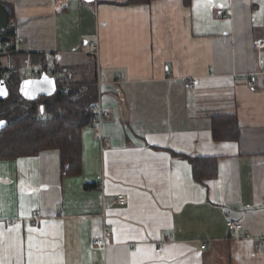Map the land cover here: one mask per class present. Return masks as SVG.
<instances>
[{
  "label": "crops",
  "instance_id": "crops-1",
  "mask_svg": "<svg viewBox=\"0 0 264 264\" xmlns=\"http://www.w3.org/2000/svg\"><path fill=\"white\" fill-rule=\"evenodd\" d=\"M0 2L23 38L8 56L0 37V82L40 77L43 55L86 82L94 57L110 116L102 141L82 130L78 175L57 150L0 161V264H264V0ZM232 116L239 139L215 141ZM181 156L217 159V177L197 183Z\"/></svg>",
  "mask_w": 264,
  "mask_h": 264
},
{
  "label": "trees",
  "instance_id": "trees-1",
  "mask_svg": "<svg viewBox=\"0 0 264 264\" xmlns=\"http://www.w3.org/2000/svg\"><path fill=\"white\" fill-rule=\"evenodd\" d=\"M126 5L150 4L156 0H125ZM193 0H184L190 5ZM10 18L14 20L12 5L3 3ZM3 43H13L14 32L9 27L0 35ZM38 65L41 75L48 73V66L55 65L53 55L39 57ZM69 77V68L58 67L57 72ZM6 82L10 96L0 101V123L7 125L0 129V161L18 160V158L37 156L48 150L60 152L63 176L78 175L82 171V130L91 126L98 96L97 78L83 82L65 78L58 80V92L53 97H40L27 101L20 94L22 76L17 68L9 74ZM71 77V76H70ZM44 107V114H41ZM213 138L215 141H237L241 134L235 116L217 117L213 121ZM191 163L194 180L203 184L205 180L215 179L218 175L217 159L210 157L181 156Z\"/></svg>",
  "mask_w": 264,
  "mask_h": 264
},
{
  "label": "built area",
  "instance_id": "built-area-1",
  "mask_svg": "<svg viewBox=\"0 0 264 264\" xmlns=\"http://www.w3.org/2000/svg\"><path fill=\"white\" fill-rule=\"evenodd\" d=\"M15 23H11L10 24V28L13 30L14 32V43L13 44H10V43H4L3 44V51H1L2 54H5V55H8V56H11L13 55L14 53H17L19 52V44L23 42V38H21L19 35H18V32H16V29H15ZM5 31L6 30H1L0 31V35L2 34H5ZM34 75H37L39 76V71L38 70H34L33 71ZM49 73L52 74V76L56 79L57 81V86H58V80L60 81H63V79L67 78V75L58 71L54 68V67H51L49 69ZM10 76H8L7 74L4 75L3 77V80H5L6 82L9 80ZM244 81L247 83L249 89L251 92H256L257 91V82H258V76L256 74H251V75H245L243 77ZM102 81H100V78L97 82V87H98V96H97V103L93 109V114H94V117H93V120H92V123H91V126L95 127L96 129H98L100 131V140L102 141L103 137H102V126H103V123L106 119H108L110 116H109V112L104 108V104H103V101H102ZM188 88L189 89H194L195 86H196V80L195 79H192L190 80L188 83ZM116 203L118 205H122V206H125L128 201L125 197V195L123 194H120L117 199H116ZM40 216V213L37 212L36 214V218H38ZM102 216L105 218V213H102ZM228 227H230L231 230H237V231H240V230H244V226L242 225L241 222H237V221H230L228 222ZM106 231V230H105ZM250 234L247 235L246 237L249 238ZM92 244L95 245V246H98V247H101L103 249L106 250V248H108L110 246V241L106 235V233H104V235L101 237V238H97V239H94L92 241ZM162 246L158 247V249L156 250V254L160 255L162 253Z\"/></svg>",
  "mask_w": 264,
  "mask_h": 264
},
{
  "label": "water",
  "instance_id": "water-1",
  "mask_svg": "<svg viewBox=\"0 0 264 264\" xmlns=\"http://www.w3.org/2000/svg\"><path fill=\"white\" fill-rule=\"evenodd\" d=\"M10 27V18L6 7L0 3V31L7 30ZM21 96L27 101H35L42 97H53L58 92L57 81L47 72L41 74L40 77H33L25 79L21 82L20 87ZM10 96V90L7 87L5 80L0 82V101L7 99ZM44 107H42L41 114H44ZM7 122L3 120L0 123V129H4Z\"/></svg>",
  "mask_w": 264,
  "mask_h": 264
},
{
  "label": "rangeland",
  "instance_id": "rangeland-1",
  "mask_svg": "<svg viewBox=\"0 0 264 264\" xmlns=\"http://www.w3.org/2000/svg\"><path fill=\"white\" fill-rule=\"evenodd\" d=\"M92 61L90 62V64L87 66L88 67V70L86 71L88 73V79L87 80H84V81H91V80H94L95 78H97L99 80V78H101V70H100V66L98 64V59L92 57L91 58ZM97 63V64H96ZM52 67H56L57 68V65L53 64ZM59 67V66H58ZM28 69L26 70H23L24 72L23 73H27V75H31L33 76V73H32V66L29 65V67H27ZM68 79H72V76L71 77H67Z\"/></svg>",
  "mask_w": 264,
  "mask_h": 264
},
{
  "label": "snow or ice",
  "instance_id": "snow-or-ice-1",
  "mask_svg": "<svg viewBox=\"0 0 264 264\" xmlns=\"http://www.w3.org/2000/svg\"><path fill=\"white\" fill-rule=\"evenodd\" d=\"M31 230V229H30Z\"/></svg>",
  "mask_w": 264,
  "mask_h": 264
}]
</instances>
